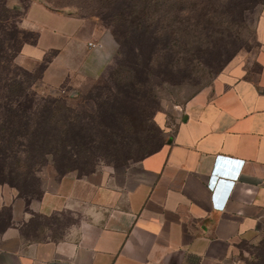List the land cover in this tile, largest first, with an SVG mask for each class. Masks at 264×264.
Here are the masks:
<instances>
[{
  "label": "crops",
  "instance_id": "1",
  "mask_svg": "<svg viewBox=\"0 0 264 264\" xmlns=\"http://www.w3.org/2000/svg\"><path fill=\"white\" fill-rule=\"evenodd\" d=\"M90 22L31 0L21 25L37 40L24 46L19 64L90 47L101 55L96 69H105L114 40ZM256 29L259 79L232 63L186 103L172 136L134 171L66 174L28 204L46 217L70 214L60 238H51V227L28 239L25 200L0 184V210L10 207L15 221L0 234V264L239 263L241 245L264 225V8Z\"/></svg>",
  "mask_w": 264,
  "mask_h": 264
},
{
  "label": "rangeland",
  "instance_id": "2",
  "mask_svg": "<svg viewBox=\"0 0 264 264\" xmlns=\"http://www.w3.org/2000/svg\"><path fill=\"white\" fill-rule=\"evenodd\" d=\"M42 1L57 11L87 17L91 24L95 21L103 33L113 38L115 49L110 64L100 71L96 68L100 65L101 55L92 52L90 47L86 52L79 47L74 52L48 51L42 61L30 59L24 66L16 59L17 64L25 70L23 77L26 84L37 96L60 98L74 109L72 118L80 116L81 124H75H78L79 133L84 139L76 140L74 131L69 136L61 135L64 125H70L64 110L58 113V124H49L43 118L47 113L39 117L41 120L34 116L29 126L31 131L41 130L48 134L51 129L55 130L54 137L62 143L56 157L57 166L51 164L44 167L36 175L37 179L14 180L22 187L27 198H38L39 192L45 187H54L64 173L91 177L103 171L118 175L134 171L142 160L154 153L152 150L157 152L172 136L182 119L186 103L197 93L210 89L215 79L227 71L232 63L237 62L245 68L246 77L254 80L260 77L256 39L233 46L230 54L224 52V46L214 51L200 48L194 59L183 61L178 68L171 64L173 56L169 53L159 58L153 56L149 37L137 30L128 29L130 34L123 54L118 55L119 45L112 34L110 17L119 11L121 1L110 7L98 0ZM8 2L16 7L9 14L11 21L18 22L24 17L31 0ZM231 2L225 1L224 18L240 21L244 16L250 31H255L262 5L243 15L238 10L241 7ZM90 29L91 25H88V32ZM222 30L226 33V29ZM186 32L187 36L188 33L189 36L196 35L199 41L207 40L206 34L212 31L199 25ZM37 34L35 30L25 29L24 38L28 42L21 47V52L26 44H34ZM185 39L188 41L189 38ZM183 53L179 55L182 57ZM42 73L43 80H39ZM58 219L43 220L53 228L52 234H59L72 222L69 213H64ZM240 248L237 264H264V225L252 241Z\"/></svg>",
  "mask_w": 264,
  "mask_h": 264
},
{
  "label": "trees",
  "instance_id": "3",
  "mask_svg": "<svg viewBox=\"0 0 264 264\" xmlns=\"http://www.w3.org/2000/svg\"><path fill=\"white\" fill-rule=\"evenodd\" d=\"M118 1H121V8L110 17L112 34L119 45L118 55L123 54L130 34L128 29L141 31L148 36L153 48L152 55L159 58L164 53H169L173 56L171 64L178 68L183 61L189 62L194 59L200 48L204 47L214 51L224 46V52L230 54L233 46L247 43L253 38L256 39L259 50L261 49V43L257 39V29L250 31L244 16L240 21L235 19L228 21L224 18L225 1L227 3L229 0H98L99 3H106L109 7L114 6ZM231 4L239 5L241 8L238 10L244 13L243 15L247 14L246 12H253L260 4L261 9L264 8V1L261 0H232ZM14 9L16 7L10 5L8 0H0V184H8L17 190L19 197L24 198L26 210L32 216L31 227L24 234L28 239L39 240L44 229L51 228L49 223H43V220L49 221L55 218L59 221L58 218L63 214L46 217L29 209L28 204L39 200L43 191L39 192L36 199L27 198L22 187L14 180L37 179L36 175L44 167L51 164L57 166L56 157L62 142L54 137L56 135L54 129L48 134L41 130L31 131L29 127L31 121H34V116L41 120L42 118L39 117L47 113L43 118L48 120L49 124H58L60 121L58 113L64 110L66 115L68 114L70 125H64L65 129L61 135L69 136L70 132L74 131L76 140L84 139L77 127L81 124V118L80 116L72 118L74 109L70 105L60 98L39 97L26 84L23 77L25 70L17 64L16 59L21 47L28 41L24 38L22 18L18 22L11 21L9 14ZM199 25L212 31L211 34L210 32L206 34L207 40L198 41L196 35L189 36V33L188 36L186 35L187 29ZM222 29H226V33ZM185 38H189L188 41ZM36 40L37 36L35 42ZM181 52H184L182 57L179 55ZM41 79L43 80V73L39 80ZM14 222L10 207L0 210V234ZM60 236V233L52 234L51 238L56 239Z\"/></svg>",
  "mask_w": 264,
  "mask_h": 264
},
{
  "label": "built area",
  "instance_id": "4",
  "mask_svg": "<svg viewBox=\"0 0 264 264\" xmlns=\"http://www.w3.org/2000/svg\"><path fill=\"white\" fill-rule=\"evenodd\" d=\"M216 179L215 178L212 179V181L210 183L212 187H214ZM213 199H214V202L216 203L217 206H220L222 209L226 207V199H224V201L221 205H220V203H217V196L215 193H214Z\"/></svg>",
  "mask_w": 264,
  "mask_h": 264
}]
</instances>
